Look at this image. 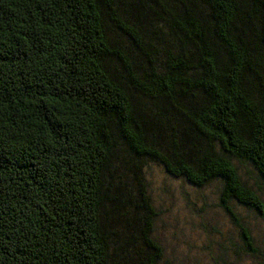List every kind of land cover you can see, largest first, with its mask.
I'll use <instances>...</instances> for the list:
<instances>
[{"label": "trees", "instance_id": "16d2710c", "mask_svg": "<svg viewBox=\"0 0 264 264\" xmlns=\"http://www.w3.org/2000/svg\"><path fill=\"white\" fill-rule=\"evenodd\" d=\"M153 163L264 257V0H0V264H164Z\"/></svg>", "mask_w": 264, "mask_h": 264}, {"label": "rangeland", "instance_id": "374dc122", "mask_svg": "<svg viewBox=\"0 0 264 264\" xmlns=\"http://www.w3.org/2000/svg\"><path fill=\"white\" fill-rule=\"evenodd\" d=\"M238 171L248 186H259L252 166L238 165ZM145 178L158 214L153 236L163 246L164 264H258L257 260H264L242 250L236 255L242 246L240 230L219 207L217 184L198 189L167 176L154 163L145 170ZM234 206L237 219L250 231L263 256L264 219Z\"/></svg>", "mask_w": 264, "mask_h": 264}]
</instances>
